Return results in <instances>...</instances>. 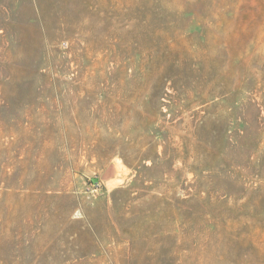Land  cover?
Listing matches in <instances>:
<instances>
[{
  "label": "rangeland",
  "instance_id": "rangeland-1",
  "mask_svg": "<svg viewBox=\"0 0 264 264\" xmlns=\"http://www.w3.org/2000/svg\"><path fill=\"white\" fill-rule=\"evenodd\" d=\"M0 264H264V0H0Z\"/></svg>",
  "mask_w": 264,
  "mask_h": 264
}]
</instances>
